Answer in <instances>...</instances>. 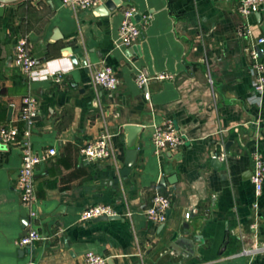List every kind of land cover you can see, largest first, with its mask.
<instances>
[{"label": "crops", "instance_id": "crops-1", "mask_svg": "<svg viewBox=\"0 0 264 264\" xmlns=\"http://www.w3.org/2000/svg\"><path fill=\"white\" fill-rule=\"evenodd\" d=\"M108 1L93 10H76L62 0L5 3L0 126L18 117L31 90L39 112L32 125L33 150L55 148L57 156L36 169L39 218L32 220L17 188L21 149L0 148V264H84L88 252L106 257V264H264V253L241 255L252 246L256 222L264 243V191L257 219L249 175L254 153L264 157V114L256 137L251 122L261 105L247 42L237 35L238 0H121L107 12ZM126 7L137 8V21L146 22L129 48L118 43ZM251 23L255 37L264 36V10ZM22 38L38 69L53 62L65 70L61 83L28 82L14 64ZM67 47L86 59L88 71L63 54ZM104 65L120 79L113 92L92 85V75ZM140 73L152 79L147 90L136 83ZM160 74L173 78L154 79ZM169 120L186 144L158 157L152 135ZM129 124L143 129L135 163L123 178ZM105 133L112 137L113 156L87 162L81 148ZM156 191L172 201L165 224L146 214ZM99 204L111 206L118 219L80 221L84 210ZM30 227L50 239L19 247ZM196 234L201 241L194 244L195 253L180 240Z\"/></svg>", "mask_w": 264, "mask_h": 264}, {"label": "built area", "instance_id": "built-area-1", "mask_svg": "<svg viewBox=\"0 0 264 264\" xmlns=\"http://www.w3.org/2000/svg\"><path fill=\"white\" fill-rule=\"evenodd\" d=\"M64 6L72 7L76 10H93L104 3V0H62ZM264 10V0H238L237 11L242 18V22L237 30L239 38L247 42L250 57V67L254 72L256 80L254 84V94L258 96L261 112L256 119L251 122L258 137L263 128L262 114H264V36L255 37V32L251 23V17ZM123 20L118 31V43L120 47L129 48L138 43L141 38V27L146 22H138L139 12L135 7H126L122 11ZM14 64L21 68L29 83L38 81H54L61 83L65 77V70L54 66L53 62H48V69H38L39 64L31 54L27 38L18 41L15 47ZM169 74H160L154 79H172ZM152 79L140 73L136 83L141 90H147ZM92 85L97 91L113 92L120 86L114 69L104 65L92 75ZM38 99L30 90L22 100V107L18 117L8 124L0 126V145L6 147L18 146L21 149V167L17 182L22 205L28 210L30 219H38L39 215L35 210L38 205L36 169L40 164L48 163L57 156L55 148L37 154L33 150L32 125L38 117ZM111 135L102 134L96 140L85 144L81 148L82 157L90 163L101 162L113 156ZM154 153L162 157L166 153L175 152L186 144L185 135L177 128L172 121L156 126L152 135ZM253 175L252 184L255 188V199L252 209L259 219L260 199L264 191V157L257 150L253 155ZM171 198L168 195L156 191L151 205L146 210L147 217L158 223L165 224L168 219V211L171 208ZM116 213L109 205L99 204L84 210L80 215L81 222H90L102 217H115ZM192 212H187L186 220H190ZM254 236L252 246L245 248L241 255L250 256L264 253V243L259 241L257 222L252 226ZM50 236L36 229L29 228L28 231L18 241L21 248L31 247L36 242H46ZM106 257L88 252L84 264H106Z\"/></svg>", "mask_w": 264, "mask_h": 264}, {"label": "water", "instance_id": "water-1", "mask_svg": "<svg viewBox=\"0 0 264 264\" xmlns=\"http://www.w3.org/2000/svg\"><path fill=\"white\" fill-rule=\"evenodd\" d=\"M9 0H0V18L4 15V6L5 3L8 2ZM122 2L121 0H109L106 5L104 6V9H106L107 12L109 11H114L118 6H121ZM138 19V17H137ZM63 54H66L68 56H70V59L72 61V63L74 65H77L79 63V61H81L82 66L85 68L86 71H88V63L86 61V59L84 58H79L76 55H73L72 49L67 47L65 49H63ZM11 115H12V108H10L9 111V121L11 120ZM143 127L140 125H126L124 127V130L126 132V136H127V147H128V151L126 154V160H125V167L121 170L120 175L125 178L130 174L131 171V167L134 165L136 157H137V147H136V141L138 138V135L140 134V132L142 131ZM3 146L0 145V148H2ZM218 160V159H215ZM251 177L253 175V173L251 172L249 174ZM168 213H170V210L168 211ZM114 219H118V216L116 217H102L97 219L98 221H108V220H114ZM28 222V220H27ZM182 244H187L189 245V247L191 248L192 252L194 251L196 253V247L194 246L195 243H199L201 241L200 236H198L197 234L194 235V237L192 239H181L180 240Z\"/></svg>", "mask_w": 264, "mask_h": 264}]
</instances>
